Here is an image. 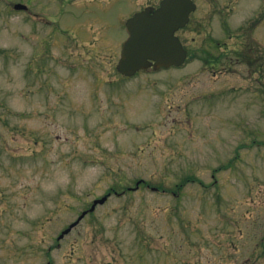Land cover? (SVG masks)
<instances>
[{
  "label": "rangeland",
  "instance_id": "obj_1",
  "mask_svg": "<svg viewBox=\"0 0 264 264\" xmlns=\"http://www.w3.org/2000/svg\"><path fill=\"white\" fill-rule=\"evenodd\" d=\"M197 1L189 61L124 77L151 0H0V264H264V66L204 62L264 54V0Z\"/></svg>",
  "mask_w": 264,
  "mask_h": 264
},
{
  "label": "water",
  "instance_id": "obj_2",
  "mask_svg": "<svg viewBox=\"0 0 264 264\" xmlns=\"http://www.w3.org/2000/svg\"><path fill=\"white\" fill-rule=\"evenodd\" d=\"M195 7L192 0H163L154 13L150 10L136 13L127 21L129 37L124 43L118 70L130 76L151 65L159 69L182 64L187 53L175 32L186 25ZM106 199L107 196H104L95 200L91 210ZM85 214L86 212L64 233L69 232Z\"/></svg>",
  "mask_w": 264,
  "mask_h": 264
},
{
  "label": "flooded vegetation",
  "instance_id": "obj_3",
  "mask_svg": "<svg viewBox=\"0 0 264 264\" xmlns=\"http://www.w3.org/2000/svg\"><path fill=\"white\" fill-rule=\"evenodd\" d=\"M262 3H260L259 6H261ZM146 7H149L152 12H154V8L156 7L154 5V0H151V3L148 4ZM229 7V6H227ZM230 10H233V7L230 8ZM264 21V12L263 15L260 19H255L254 26L255 28H258ZM231 39H234L233 37L235 36L236 41H234L233 44H237L238 46V41L239 39H243L241 41L242 45L241 47H246L248 46L250 48V51L253 52L254 54V43H252V40H250L249 35L243 34H234L233 32L229 34ZM223 45H225V48H221V51H217L214 55L212 53L209 54L208 59H206V63L209 67H227L231 66L236 63H243L247 64L250 66H256V67H263L264 66V54H256L255 57H252L250 55H245L244 53L239 54L237 46L231 47L228 46V42H225ZM230 47V49H228ZM186 49L188 47L186 46ZM255 72H258V68L255 70Z\"/></svg>",
  "mask_w": 264,
  "mask_h": 264
}]
</instances>
